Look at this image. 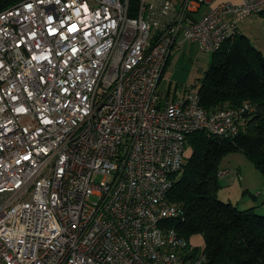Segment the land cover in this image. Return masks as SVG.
<instances>
[{
	"label": "built area",
	"instance_id": "built-area-1",
	"mask_svg": "<svg viewBox=\"0 0 264 264\" xmlns=\"http://www.w3.org/2000/svg\"><path fill=\"white\" fill-rule=\"evenodd\" d=\"M136 1L0 11V264H211L170 222L185 207L169 192L188 137L234 136L255 106L209 111L160 82L180 36L215 53L264 0L200 19L205 0Z\"/></svg>",
	"mask_w": 264,
	"mask_h": 264
},
{
	"label": "trees",
	"instance_id": "trees-1",
	"mask_svg": "<svg viewBox=\"0 0 264 264\" xmlns=\"http://www.w3.org/2000/svg\"><path fill=\"white\" fill-rule=\"evenodd\" d=\"M20 0H0V11ZM136 4L137 1L133 0ZM201 103L209 111L255 106L240 131L222 138L197 131L187 139L192 146L175 177L169 199L185 207L184 218L171 219L187 239L205 236L204 252L211 264H264V214L255 207L240 209L218 197L223 155L242 151L264 173V53L246 36L228 39L212 54L200 79Z\"/></svg>",
	"mask_w": 264,
	"mask_h": 264
},
{
	"label": "rangeland",
	"instance_id": "rangeland-1",
	"mask_svg": "<svg viewBox=\"0 0 264 264\" xmlns=\"http://www.w3.org/2000/svg\"><path fill=\"white\" fill-rule=\"evenodd\" d=\"M180 38L185 41L180 49L184 53L180 59H174L168 65L160 87L163 90L177 87L182 92L190 86L193 91H198L200 79L211 64L213 53L201 50L198 42L194 43L183 36ZM178 83L180 85H175ZM191 153L192 146L188 144L185 156L188 157ZM220 164L229 168V172L219 176L218 197L223 201L234 202L240 209L255 207L257 213L264 214V173L255 165L253 160L242 151H234L223 155ZM95 179L97 181L103 180L104 175L96 173ZM246 198H250L251 202H246ZM96 199L93 196L89 200ZM189 241L197 253L204 250L206 241L202 233L191 234Z\"/></svg>",
	"mask_w": 264,
	"mask_h": 264
},
{
	"label": "crops",
	"instance_id": "crops-1",
	"mask_svg": "<svg viewBox=\"0 0 264 264\" xmlns=\"http://www.w3.org/2000/svg\"><path fill=\"white\" fill-rule=\"evenodd\" d=\"M173 1L177 5H182L184 2V0H173ZM227 1L240 2L241 0H205L202 4H200L198 7H196L194 10L191 11V16L193 19H200L204 15L209 13L213 9V7H215L216 5H218L220 3L227 2ZM238 36L248 37L253 42V44H255L257 47H259L264 53V10L262 12H259V13H254V14L246 17L244 20H242V22L239 25L237 35L235 37H238ZM184 42H185L184 39L180 38L179 42L177 43L178 45H176L172 49L169 60H168L166 67L164 69V72L166 71V68L168 67V65L174 61V59H178V58L180 59V57L184 53L183 50H180L181 45ZM194 43H196V42H194ZM164 72H163V78H162L160 84L164 80ZM203 75H204V73H203ZM175 85L178 86L180 84L178 83ZM161 90H162L165 97L176 98V99H184L189 92L193 91L190 88V86L185 88L182 92H180L179 89H177V87H175V88L172 87L169 90H163L161 88ZM225 168H227V167H223L221 165L222 170H224ZM245 201L251 202V199L246 198Z\"/></svg>",
	"mask_w": 264,
	"mask_h": 264
},
{
	"label": "snow or ice",
	"instance_id": "snow-or-ice-1",
	"mask_svg": "<svg viewBox=\"0 0 264 264\" xmlns=\"http://www.w3.org/2000/svg\"><path fill=\"white\" fill-rule=\"evenodd\" d=\"M72 30H75V26H73Z\"/></svg>",
	"mask_w": 264,
	"mask_h": 264
}]
</instances>
